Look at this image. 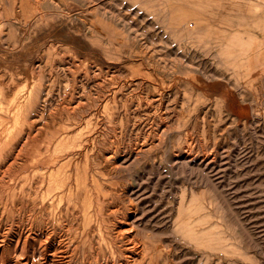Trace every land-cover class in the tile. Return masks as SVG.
<instances>
[{
	"label": "rangeland",
	"instance_id": "374dc122",
	"mask_svg": "<svg viewBox=\"0 0 264 264\" xmlns=\"http://www.w3.org/2000/svg\"><path fill=\"white\" fill-rule=\"evenodd\" d=\"M103 2L0 0V57L7 63L0 66V105L18 112L12 119L0 113V238L15 239L22 229L34 244L30 228L49 224L66 235L68 264H149L141 255H153L151 264H264V84L245 87L249 102L241 104V77L219 81L228 72L213 49L175 39L160 8ZM25 112L38 121L36 138L11 165L32 128L23 124ZM50 141L63 155L52 174L41 172L46 180L56 186L70 172L110 196L90 229L82 217L77 223L44 209L53 196L43 199L28 184L19 199L17 186H9Z\"/></svg>",
	"mask_w": 264,
	"mask_h": 264
},
{
	"label": "bare ground",
	"instance_id": "6f19581e",
	"mask_svg": "<svg viewBox=\"0 0 264 264\" xmlns=\"http://www.w3.org/2000/svg\"><path fill=\"white\" fill-rule=\"evenodd\" d=\"M1 19V18H0ZM1 22V21H0ZM2 28V27H1ZM4 28V27H3ZM2 32V31H1ZM11 35V34H10ZM5 36V34H4ZM7 38V37H6ZM14 41V39H12ZM9 41V40H8ZM18 43V42H17ZM3 44V43H2ZM5 44V43H4ZM10 44V43H9ZM8 45V44H7ZM13 45V44H12ZM19 45V44H18ZM4 46V45H3ZM10 46V45H9ZM16 46V45H15ZM18 47V46H17ZM12 51V50H11ZM47 52V51H46ZM2 57V56H1ZM0 57V66L2 64H7L6 61L4 60V58ZM22 69L24 68V65H19ZM1 70V69H0ZM25 71H28L27 69H24ZM33 71V70H32ZM34 73V72H33ZM45 73V72H44ZM8 74V73H7ZM10 74V73H9ZM8 74V75H9ZM19 72H14L13 74H11V76H17L19 77ZM41 74V72H40ZM39 74V75H40ZM48 74V73H47ZM7 77H10V75ZM26 76V78L28 77V74H24ZM32 75V74H31ZM23 76V75H22ZM41 76V75H40ZM47 76V75H46ZM5 77V76H4ZM14 77V78H15ZM30 77V76H29ZM43 79V76H41ZM45 77V76H44ZM20 78V77H19ZM16 80V79H15ZM30 80V79H29ZM21 83V81H20ZM31 83V82H30ZM44 83V82H43ZM23 84V83H22ZM18 85V84H17ZM72 85V84H71ZM28 86V85H26ZM40 86V85H39ZM55 86V85H54ZM57 86V85H56ZM61 86V85H60ZM6 86L4 85L3 81L0 79V92L5 95V88ZM30 87V86H29ZM58 87V86H57ZM56 87V88H57ZM84 87V86H83ZM9 89V88H8ZM14 89V88H13ZM75 89V88H74ZM111 89V88H110ZM16 90V88H15ZM28 90V89H27ZM35 90V89H34ZM52 90V88H51ZM22 91V89H21ZM85 92V91H84ZM12 93V92H11ZM15 93V92H14ZM27 93V92H26ZM33 90H29L28 91V102L29 103H33L32 99H33ZM42 93V92H41ZM21 94V93H20ZM35 94V93H34ZM37 95V94H36ZM87 95V94H86ZM1 96V95H0ZM10 96V95H9ZM20 96V95H19ZM18 96V97H19ZM25 96V95H24ZM39 96V95H38ZM21 98V97H20ZM40 98V97H39ZM51 98V97H50ZM18 99V98H17ZM24 99V98H23ZM52 99V98H51ZM41 100V99H40ZM16 101V100H15ZM35 101V99H34ZM114 101V100H113ZM5 101H2V103L4 104ZM18 102V101H17ZM39 102V101H38ZM115 102V101H114ZM0 103V104H2ZM15 104V103H13ZM46 104V103H45ZM44 104V105H45ZM16 105V104H15ZM38 105V104H37ZM91 105V104H90ZM2 105H0V113L2 114V116L4 118H9L12 119L10 116H15L18 112H12L14 110V108H8V107H1ZM14 106V105H13ZM18 107V106H16ZM20 107V106H19ZM103 107V106H102ZM111 107V106H110ZM114 107V106H113ZM104 108V107H103ZM112 108V107H111ZM116 108V107H115ZM29 109V108H28ZM113 109V108H112ZM30 110V109H29ZM111 110V109H110ZM18 111V110H17ZM33 111V109H32ZM31 111V112H32ZM31 112H25L22 116L23 119V124L27 125L29 123L30 127L32 126V128L28 131H26V135H25V141H23V145H21L17 151L14 153V156L12 158L11 161V165H13V161H15L17 158H20V155L25 156L24 153V148L25 145H30L34 142L36 135L34 134V131L38 130V129H34V124L35 122L38 121H30V119L33 117L31 115ZM42 112V111H41ZM41 112H40V116H41ZM109 112V111H108ZM14 113V114H12ZM33 113V112H32ZM110 113H112V111H110ZM45 114V111H44ZM118 114V113H117ZM38 115V114H37ZM43 115V114H42ZM18 116V115H17ZM45 116V115H44ZM118 116V115H117ZM42 117V116H41ZM83 117V116H82ZM14 118V117H13ZM19 118V117H18ZM16 119V118H15ZM38 119V118H37ZM36 119V120H37ZM63 119V117H62ZM110 119V118H108ZM1 120V119H0ZM33 120V119H32ZM68 120V119H67ZM7 122V120H5ZM12 121V120H11ZM18 121V120H17ZM16 121V123H17ZM41 121V120H40ZM1 122V121H0ZM19 122V121H18ZM43 122V121H42ZM55 122V121H54ZM66 122V121H64ZM14 123V122H13ZM47 123V122H45ZM53 123V122H52ZM51 123V124H52ZM10 124V123H9ZM48 124V123H47ZM46 124V125H47ZM6 126V124H5ZM10 126V125H8ZM15 126V125H14ZM12 127V126H11ZM38 127V126H37ZM49 127V126H48ZM15 128V127H14ZM53 128V127H52ZM90 128V127H89ZM8 129V127L6 128ZM49 129V128H48ZM11 129H9L10 131ZM47 130V129H46ZM55 130V129H54ZM45 131V130H44ZM58 131V130H57ZM6 132V131H5ZM47 132V131H46ZM50 132V131H49ZM72 132V130H71ZM80 133V132H79ZM12 134V132H11ZM47 134V133H46ZM51 134V133H50ZM59 134V133H58ZM52 135V134H51ZM9 136V134H8ZM42 136V135H41ZM45 136V135H44ZM57 136V135H56ZM75 136V135H74ZM4 137V136H3ZM53 137V136H52ZM78 137V135H77ZM87 137H89L87 135ZM8 138V137H7ZM24 138V137H23ZM40 139V138H39ZM54 139V138H53ZM63 139V138H62ZM74 139V137H73ZM1 140V139H0ZM4 140V139H2ZM47 140V139H46ZM55 140V139H54ZM60 140V139H59ZM82 140V139H81ZM64 141V140H63ZM62 141V142H63ZM37 142V139H36ZM60 142V141H59ZM65 142H67V140H65ZM77 142V141H76ZM51 141L49 142L48 146L46 147H41V149H38V151L36 152L35 156L33 157V162L31 163V165L28 164H22L20 167V172L19 173H26L25 176H23L22 178H20L17 181V177L16 182L9 184L10 188H15L17 186V188H15L14 190L16 191L15 194L19 199H23V193H27V187L26 185L30 184L28 186V188L31 190V192L35 193L36 195H42L43 199L53 196V199L48 202V203H42V207L44 209L47 208H52V210H61V214L65 213L67 216H71L73 217V220L76 221L77 223L79 222V220L81 219V217L84 220V223H86V225H88V228H91L92 225V218H98L105 209H103V207L108 206V198H110V196L108 195V193H105L103 191V187L99 188L97 186L92 187L89 186L90 182H87L86 179L83 180L81 182V185L79 184V180L72 179V174L69 172L67 173L64 177L62 178H56V186H53V182L51 180H46V178L43 176L44 174H46L48 171L52 172V168L55 167L58 162H59V157L62 156L63 154L59 155V150L57 148V146L54 147V149H52V144H50ZM85 143V142H84ZM20 144V143H19ZM64 144V142H63ZM69 144H72L71 142ZM68 144V145H69ZM1 145V143H0ZM60 145V143H59ZM62 145V143H61ZM66 145V144H65ZM67 145V146H68ZM6 146V144H5ZM64 146V145H63ZM73 146V145H72ZM86 147V146H85ZM60 148V147H59ZM63 148V147H62ZM71 148V147H70ZM94 148V147H93ZM61 149V148H60ZM64 149V148H63ZM83 149V148H81ZM1 151V150H0ZM3 151V150H2ZM64 151V150H63ZM82 151V150H81ZM66 152V151H65ZM63 152V153H65ZM80 152V151H79ZM93 152V151H92ZM61 153V152H60ZM67 153V152H66ZM3 154V153H2ZM5 155V154H3ZM27 155V154H26ZM29 155V153H28ZM118 155V153H117ZM79 156V154L77 155ZM108 156V155H107ZM111 157L108 156L107 159H109ZM122 158V157H121ZM27 159V158H26ZM31 158H29L30 160ZM81 159V158H80ZM117 159V158H116ZM32 160V159H31ZM94 160V159H93ZM17 161V160H16ZM25 161V160H24ZM125 162V161H124ZM177 162V161H176ZM28 163V162H27ZM67 163H71V158L63 161L58 169L56 170V173H59L61 167L64 164ZM8 164V163H7ZM89 164V163H88ZM10 165V166H11ZM18 166V165H17ZM88 166V165H87ZM32 167V168H30ZM89 167V166H88ZM67 168V167H66ZM30 169L32 171V174H30ZM52 169V170H51ZM67 170V169H66ZM12 171V170H11ZM14 171V170H13ZM43 171V175L41 174V172ZM28 172V174H27ZM73 172V171H72ZM16 173V172H15ZM12 174V173H11ZM50 174V175H51ZM6 175V174H5ZM13 175V174H12ZM30 175L32 176L31 180H29L28 178L30 177ZM48 175V176H50ZM4 176V175H3ZM117 176V175H116ZM55 177V176H54ZM48 178V177H47ZM51 178V177H50ZM49 178V179H50ZM54 178L52 177V180ZM124 180V179H123ZM122 180V181H123ZM30 181V182H29ZM29 182V183H28ZM92 183H94L92 181ZM14 184V185H13ZM115 184V183H114ZM55 185V184H54ZM83 187L84 192L81 190V188ZM126 187V186H125ZM127 189V188H126ZM55 190V191H54ZM11 192V191H10ZM39 192V193H38ZM123 192V191H122ZM12 193V192H11ZM121 193V192H120ZM129 193V192H128ZM116 194V193H114ZM117 195V194H116ZM116 195L113 196L112 198H114L116 200ZM130 195V194H129ZM4 197V196H1ZM42 199V201H43ZM122 200V199H121ZM126 200V199H125ZM128 201V200H127ZM126 201V202H127ZM45 202V201H44ZM30 204V203H29ZM88 207V210L86 209ZM181 206V203L179 204ZM110 206L114 207V204H111ZM42 209V208H41ZM178 209V208H177ZM35 210V208H34ZM40 210V209H39ZM54 212V211H53ZM37 213V212H36ZM59 214V213H58ZM135 214V213H134ZM64 215V214H63ZM5 217V216H4ZM38 217V216H37ZM22 218V217H21ZM125 221L128 223V225H132L133 221L130 220V218L128 216L125 217ZM28 222V221H27ZM36 222V221H35ZM53 220L50 222L52 223ZM82 222V221H81ZM97 222V220H96ZM77 223H72L73 226L78 225ZM40 225V224H39ZM81 225V224H80ZM79 225V226H80ZM35 229L32 227L30 228L31 231H34V237L33 239L35 240V243L33 244L32 241L28 240V235L25 236V234H21L22 229H20L17 233L19 234H15V239H12L14 237V234H12L13 236L8 237L7 240H5V234H2L0 238V264H68L69 260H70V256L71 254L69 253V251L64 247V242L66 240V235L60 232H53L49 231L47 228H49V224L48 227L44 226L43 227H39L38 224L35 225ZM41 226V225H40ZM78 226V227H79ZM100 226V225H99ZM68 229H71V227L69 226ZM122 229V228H121ZM77 231V230H76ZM114 232V231H113ZM124 232V230H122L119 233ZM203 232V231H202ZM57 233V234H56ZM96 235V234H95ZM203 235V234H202ZM201 235V236H202ZM85 236V235H84ZM97 236V235H96ZM98 238V237H97ZM92 240V239H91ZM127 241L129 243H132L131 248L133 249L135 247V244L133 243L131 237L127 238ZM99 243V242H98ZM76 244V243H75ZM103 244V243H101ZM99 244V245H101ZM104 245V244H103ZM105 246V245H104ZM110 246L113 248V252L112 254H116V247L115 245L110 244ZM154 246V245H152ZM83 247V246H82ZM101 248V247H100ZM5 249H7V251H5ZM76 249V248H75ZM104 249V247H103ZM87 250V249H86ZM110 250V249H109ZM153 251V250H152ZM80 253V251H79ZM108 254V252H107ZM79 255V254H78ZM96 255V254H95ZM99 256V255H98ZM129 256V255H128ZM69 257V259H67ZM79 257V256H78ZM110 258V257H109ZM143 258V259H142ZM151 258H153V255L148 256L145 255L142 256L141 255V260L142 263H145V259L146 261L151 264L152 260ZM67 260V261H66ZM76 261V260H75ZM114 260H108L106 259L105 262L100 263V264H114ZM99 263V262H98ZM137 264V263H135Z\"/></svg>",
	"mask_w": 264,
	"mask_h": 264
},
{
	"label": "crops",
	"instance_id": "0c3cea01",
	"mask_svg": "<svg viewBox=\"0 0 264 264\" xmlns=\"http://www.w3.org/2000/svg\"><path fill=\"white\" fill-rule=\"evenodd\" d=\"M98 1H104V6L111 9L160 8V22L166 24V31L175 39L189 38L194 46L213 49V55L224 67L221 70L228 72L219 81L229 83L241 77V104L249 102L244 98L245 87L252 88L259 80L264 84V0Z\"/></svg>",
	"mask_w": 264,
	"mask_h": 264
}]
</instances>
